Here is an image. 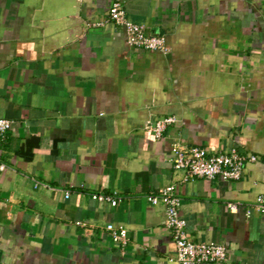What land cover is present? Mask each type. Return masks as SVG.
<instances>
[{
	"label": "crops",
	"instance_id": "0c3cea01",
	"mask_svg": "<svg viewBox=\"0 0 264 264\" xmlns=\"http://www.w3.org/2000/svg\"><path fill=\"white\" fill-rule=\"evenodd\" d=\"M115 1L0 0V264H177L147 199L171 185L191 240L264 264V216L247 214L264 196V0H121L165 52L127 44L106 22ZM175 143L262 160L238 181H188Z\"/></svg>",
	"mask_w": 264,
	"mask_h": 264
},
{
	"label": "built area",
	"instance_id": "2783aa9c",
	"mask_svg": "<svg viewBox=\"0 0 264 264\" xmlns=\"http://www.w3.org/2000/svg\"><path fill=\"white\" fill-rule=\"evenodd\" d=\"M106 22L121 27L126 34V42L130 47L147 51L165 52V37L161 35L148 36L143 27L131 23L127 17L121 0H116L110 7ZM176 120L167 117L155 121L149 127V132L155 139L163 138L166 130L173 126ZM12 122L0 119V141L11 130ZM172 164L177 171H183L185 180L192 181L197 178L219 179L221 181H238L249 164L259 163L262 159L256 155H240L236 150L227 153L211 155L199 147H185L178 143L172 145ZM3 171L4 166H0ZM69 198V192L65 193ZM93 200L107 202L111 207H116L118 199L110 195H93ZM151 205H163L166 210L165 226L171 233L175 245V261L177 264H222L227 261V251L224 246L209 243L203 244L191 240L186 232V225L180 216L181 199L174 187L167 186L148 196ZM230 211H236L233 204L227 205ZM247 214L264 216V196L260 195L254 204L247 210ZM114 245L125 249L128 240L127 230L123 227L107 225Z\"/></svg>",
	"mask_w": 264,
	"mask_h": 264
}]
</instances>
